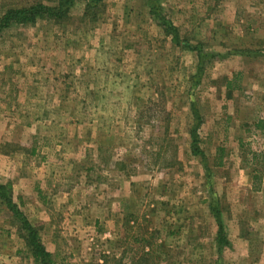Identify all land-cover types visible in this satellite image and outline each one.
<instances>
[{"label":"rangeland","instance_id":"1","mask_svg":"<svg viewBox=\"0 0 264 264\" xmlns=\"http://www.w3.org/2000/svg\"><path fill=\"white\" fill-rule=\"evenodd\" d=\"M94 9L0 32V264H264V0Z\"/></svg>","mask_w":264,"mask_h":264},{"label":"trees","instance_id":"2","mask_svg":"<svg viewBox=\"0 0 264 264\" xmlns=\"http://www.w3.org/2000/svg\"><path fill=\"white\" fill-rule=\"evenodd\" d=\"M77 1H80L84 4V14L88 15L91 21L98 19V15L94 11V8L100 6L103 0H56L53 5H45L41 2H33L21 5L18 8H9L3 11V13L0 15V32L12 24L32 21L35 19L36 14L46 16L56 23L62 22L67 19L70 8ZM149 8L152 12H154L152 4H150ZM160 25L164 27V32L168 33V26L165 24V21H162ZM228 87L230 86L228 85ZM192 142H194V139ZM220 150L222 149H219V151ZM9 190V187L0 184V196H3V194L8 195L10 193ZM7 198L5 199V203L12 208L13 205L10 201V197L8 196ZM215 215L218 217V236L216 240L222 244L225 243V240H223V235L221 234L223 225L221 220L219 222V213L215 212ZM18 219L21 222L19 227L22 231L21 235L24 238L26 245L31 248V253L38 259L47 260V258L50 257V253L47 252L41 245L37 230L30 223H28V221L23 219L21 220L20 218Z\"/></svg>","mask_w":264,"mask_h":264}]
</instances>
